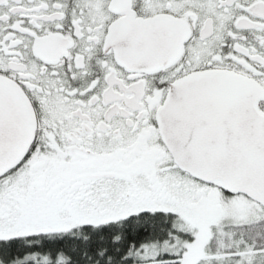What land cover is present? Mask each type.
Segmentation results:
<instances>
[{"label": "snow or ice", "instance_id": "obj_1", "mask_svg": "<svg viewBox=\"0 0 264 264\" xmlns=\"http://www.w3.org/2000/svg\"><path fill=\"white\" fill-rule=\"evenodd\" d=\"M0 264H264V0H0Z\"/></svg>", "mask_w": 264, "mask_h": 264}]
</instances>
